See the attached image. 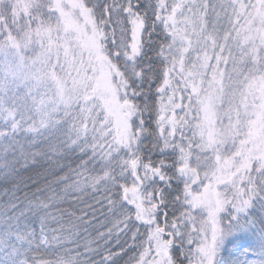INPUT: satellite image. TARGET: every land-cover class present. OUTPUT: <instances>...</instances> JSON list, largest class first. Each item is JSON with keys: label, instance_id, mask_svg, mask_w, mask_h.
<instances>
[{"label": "snow or ice", "instance_id": "6c2138e0", "mask_svg": "<svg viewBox=\"0 0 264 264\" xmlns=\"http://www.w3.org/2000/svg\"><path fill=\"white\" fill-rule=\"evenodd\" d=\"M0 9V82L13 86L0 83V174L14 177L17 149L25 165L78 154L81 183L103 193L78 219L107 221L81 244L51 227L54 204L13 194L0 264H121L130 251L125 264H264V0Z\"/></svg>", "mask_w": 264, "mask_h": 264}, {"label": "trees", "instance_id": "16d2710c", "mask_svg": "<svg viewBox=\"0 0 264 264\" xmlns=\"http://www.w3.org/2000/svg\"><path fill=\"white\" fill-rule=\"evenodd\" d=\"M5 2L15 3L16 0H0V4ZM232 53L233 56L237 57L238 50H233ZM5 55L6 61L3 62L11 64V57ZM0 83H3L9 92L13 91V86L9 81ZM24 150L39 151L34 147L29 149L26 144H24ZM5 159L14 163L15 175L5 179L4 175L0 174V205L6 207L8 197L13 194L21 200L27 197L33 202L43 201L50 205L54 204L55 207H50L49 211L53 213L58 222L52 223L51 227L63 229V234L69 236V240L79 237L81 244L86 239L95 236L96 229L101 232L106 231L104 225L107 221L99 211L93 223L82 224L78 219L82 215L80 209H86L88 206L99 208L97 201L101 200L103 196L102 192L93 191L81 183V181L87 179L88 173L81 169V174L77 175L74 171L79 163L78 154L64 157L50 155L47 158H36L34 162L25 165L23 160L20 159V152L17 149L14 155L8 153ZM17 160H19V163L15 162ZM2 171L0 170V172ZM73 184H79L80 186L73 188ZM108 227H111V225H108ZM56 234L60 235L61 233L57 232ZM73 246L71 243L66 244V247L69 248ZM4 248L5 240L0 239V249ZM134 255H137V252L130 251L128 256H125L124 260L121 261V264H125L129 256ZM45 259H55V256L46 255Z\"/></svg>", "mask_w": 264, "mask_h": 264}, {"label": "rangeland", "instance_id": "374dc122", "mask_svg": "<svg viewBox=\"0 0 264 264\" xmlns=\"http://www.w3.org/2000/svg\"><path fill=\"white\" fill-rule=\"evenodd\" d=\"M193 3H199L200 0H192ZM233 50H238V53H237V58H240L242 53L239 49H235V47L233 46ZM209 56L212 55V52L209 51ZM257 57H260V56H264V51H261L259 48H257V53H256ZM232 56H233V53H232ZM246 59V57H245ZM212 63H214V61H212ZM231 64V59L229 60V65ZM249 100H251V96L249 97ZM225 108H227V104H225Z\"/></svg>", "mask_w": 264, "mask_h": 264}]
</instances>
